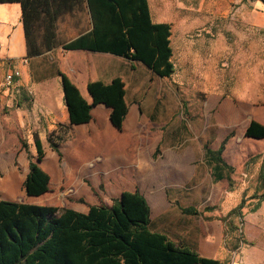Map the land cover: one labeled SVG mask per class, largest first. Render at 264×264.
<instances>
[{"label": "rangeland", "instance_id": "obj_1", "mask_svg": "<svg viewBox=\"0 0 264 264\" xmlns=\"http://www.w3.org/2000/svg\"><path fill=\"white\" fill-rule=\"evenodd\" d=\"M249 1L149 0L152 15L164 10L162 21L174 26L173 61L178 72L171 79L173 92L166 84H150L149 80L138 94L130 92L141 110L143 107L147 111L148 122L140 121L138 128H125L121 140L126 143L125 148L107 141L97 145L88 139L89 133L75 131L70 124L65 100L59 95L57 60L65 54L61 46L45 51L33 61L0 59V197H7L2 184L8 180L13 185L11 198L62 209L111 205L124 191L136 189L145 196L159 193L154 197L165 201L162 209L171 208L167 232L186 246V215L181 208L203 209L216 190L210 180L193 186L200 183L205 173L201 179L188 182L191 187L186 188V166L175 174L169 172V167L175 159L184 161L186 149L196 148L195 140L205 126L211 135L215 134L212 125L220 102L205 113V104L212 96L264 105V25L252 22L253 6ZM88 27L85 13L75 11L58 22L59 39L61 43L69 41ZM183 40L188 45L186 58L180 52ZM14 72H19L20 77L8 86L6 77ZM135 74L146 75L140 68ZM38 86L41 89L37 92ZM86 99L93 100L89 95ZM140 113V119H144ZM51 134L61 155L51 147ZM60 138L64 141L60 142ZM36 139L43 143L45 158L41 167L51 177V191L29 197L24 182L30 161H36ZM150 164L157 165L160 171L152 190L145 188L143 182L151 176L147 169ZM138 165L145 166L146 171L136 172ZM162 173L169 175V180ZM258 175L254 170L247 175V185L242 187L246 191L244 197H263L264 179L260 177L259 188L253 185ZM178 184L181 186L176 187ZM239 234L234 236L227 230L228 249H235ZM239 247H243L242 243Z\"/></svg>", "mask_w": 264, "mask_h": 264}, {"label": "trees", "instance_id": "obj_2", "mask_svg": "<svg viewBox=\"0 0 264 264\" xmlns=\"http://www.w3.org/2000/svg\"><path fill=\"white\" fill-rule=\"evenodd\" d=\"M0 3L21 5L28 58L57 48L59 18L76 8H84L92 18L93 31L65 45L66 50L114 53L132 62H143L162 78H171L176 72L172 60V25L153 22L149 0H0ZM59 76L72 126L90 122L93 108L103 104L112 110L113 126L120 131L123 129L129 115L126 82L121 78L110 84L91 82L88 85L93 99L90 103L66 74L59 71ZM246 136L263 139L264 126L253 121ZM49 142L53 151L61 155L52 134ZM225 144L218 151L206 147L207 158L228 169L230 189H233L261 155L250 157L240 171L222 159ZM35 146L36 161H30L24 182V191L29 197L51 191V177L41 167L45 150L40 139L35 140ZM263 172L264 169L262 180ZM2 189L7 197L13 195L11 181H4ZM244 203L245 200L228 216L220 217L227 222L228 232H239V227L228 220L242 216ZM182 211L200 214L196 208ZM150 223L151 208L139 190L123 192L111 207L91 206L89 213L0 201V264H225L218 259L203 258L165 234L151 231ZM243 241L240 237L235 249Z\"/></svg>", "mask_w": 264, "mask_h": 264}, {"label": "crops", "instance_id": "obj_3", "mask_svg": "<svg viewBox=\"0 0 264 264\" xmlns=\"http://www.w3.org/2000/svg\"><path fill=\"white\" fill-rule=\"evenodd\" d=\"M249 2L253 6V13L251 15L252 22H258V24L264 25V3L261 0H251ZM75 11L85 13L89 19V27L82 28L77 36L73 37L69 41L61 43V40L59 39L61 51L65 52V54H61L60 60H57L60 68L59 71L66 74L71 79V81L79 88L85 99L86 96L89 95L88 85L91 82L100 81L105 84H110L114 79L121 78L124 82H126V101L129 106V115H127L123 129L120 131L111 123L110 115L112 110L107 106L100 104L93 108L90 122L81 125H74V130L78 132L86 131L89 133L88 139L92 140L97 145L101 142L107 141L110 144L116 145V147L125 148L126 143H121V140L125 137V128H138L140 126V121L145 124L148 122L147 111H145L143 107L141 110L138 103H135L133 100L134 95L132 98L130 92H133L134 94L141 92L142 89L146 87L147 80H149L150 84L152 82L159 83L161 85L166 84L168 90L173 92L174 84L171 82V79L177 75V64L173 61L176 72L171 78H162L159 76V78H156L153 76L155 73L147 65L140 61L132 62L124 57L115 55L114 53L111 54L90 50H66L64 48L65 45L93 31V24L91 22L92 18L89 11L84 8H76L72 13L66 15H72ZM151 11L153 14L152 8ZM157 11V17L153 15L154 23H170L172 25L171 46L173 48V59H175L176 48H174V26L172 22L162 21L165 19L164 10L159 9ZM66 15H64V17ZM64 17L62 16L59 18L58 22ZM0 46L1 60H19L22 58H28L29 53L27 50L25 30L22 23V10L20 4L0 3ZM187 48L188 45H186V41L183 40L180 52L185 58ZM37 58L38 57H32L28 59L33 61ZM183 66H186V61L183 63ZM139 68L146 74L144 75L145 77H140L135 74ZM58 83L60 84L59 95L62 99H64V91L62 88L63 84L61 79ZM40 89L41 87L38 86L37 92L40 91ZM131 101L132 105H130ZM219 102L220 105L215 115V123L212 125L214 127L213 129L215 134L211 135L210 128L205 126L202 129L199 138L195 140L196 148L186 149L184 161L180 162L175 159L169 167V172L175 174L182 171V167L186 166V188L191 187L188 182L195 178L198 180L201 179L203 173H205V177L201 179L200 183L193 186L199 187L204 184L205 181L210 180L213 183L212 186L216 190L212 201L209 203L207 202L210 198L209 196L206 200L208 204H205L203 209H198L200 212L199 215L185 214L186 246L183 245L185 244L183 241L173 239L167 232L166 227H168L167 224L169 223L167 214L170 212L171 208L170 206H166V208L164 207L162 209V205L165 201L160 199V197L158 200L154 197L159 193L151 195L148 193V195L145 196L140 189L136 190H139L146 197L150 205L151 231L165 234L170 240L176 242V244L196 251L203 258L218 259L225 264H264V197H244L246 191L242 189L243 185H247V175L253 170L259 173L254 180L253 185L255 188H259L261 183L260 177L264 164V161H262L264 158V138L254 139L247 137L246 130L253 121L261 124V126H264V105H256L254 102H243L229 98L224 99L223 97L217 98L212 96V98L206 102L207 104H205V113H209L215 105L217 106L219 104ZM66 111L68 113L67 107ZM140 111L142 112V117H144V119H140ZM170 113L171 112H167L166 114L170 115ZM116 141H118V143ZM160 141H162V138ZM224 142H226V144L222 153V159L227 165L235 167L240 171L243 170L245 162L250 157L261 155L259 160L250 165L244 173L242 181L236 183L233 189H230L228 169L225 166L217 164L215 161L207 158L206 147L213 151H218ZM147 169H149L151 176L150 178L145 176L146 178L143 181L144 187L152 190L151 188L156 184L160 171L158 166L155 164H150ZM135 171L141 174L146 171V168L145 166L138 165L136 166ZM165 173H167V171ZM168 176L162 173V177H166L169 180ZM208 185L209 184H207V186ZM175 186L180 187L181 185L178 184ZM238 189H240V191H238ZM11 197H0V201L6 200V202H22V204H28L25 203V201H18L17 199ZM243 200H245V203L244 208L242 209V216L230 217L228 220V222L233 221L234 226L239 227V235L244 240L242 242L243 247H239L235 251L228 249L225 244L228 224L227 222H223L220 217L228 216V214L236 209ZM112 205L113 204L106 206L111 207ZM91 206H77L69 209H73L81 213H89ZM186 208L196 207L186 206ZM182 209L183 208H181V211ZM160 219L162 220L161 223H157L155 225V223ZM232 234L236 236L237 231H233ZM235 252H237V254L234 259Z\"/></svg>", "mask_w": 264, "mask_h": 264}, {"label": "built area", "instance_id": "obj_4", "mask_svg": "<svg viewBox=\"0 0 264 264\" xmlns=\"http://www.w3.org/2000/svg\"><path fill=\"white\" fill-rule=\"evenodd\" d=\"M0 50H1V46H0ZM19 77H20V73L19 72H14V73L8 75L6 77V82H7L8 86L12 85L13 82H15V80L17 78H19Z\"/></svg>", "mask_w": 264, "mask_h": 264}, {"label": "water", "instance_id": "obj_5", "mask_svg": "<svg viewBox=\"0 0 264 264\" xmlns=\"http://www.w3.org/2000/svg\"><path fill=\"white\" fill-rule=\"evenodd\" d=\"M264 173V172H263ZM264 175V174H263ZM243 245V244H242ZM240 248H242V247H240ZM236 254H237V252H235V254H234V259L236 258L235 256H236Z\"/></svg>", "mask_w": 264, "mask_h": 264}]
</instances>
